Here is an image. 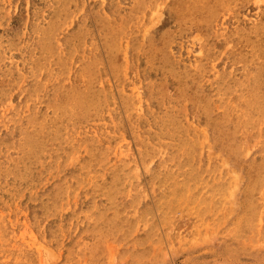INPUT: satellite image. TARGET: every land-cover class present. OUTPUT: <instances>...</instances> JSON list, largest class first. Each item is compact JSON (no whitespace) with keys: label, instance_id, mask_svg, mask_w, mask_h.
Segmentation results:
<instances>
[{"label":"rangeland","instance_id":"1","mask_svg":"<svg viewBox=\"0 0 264 264\" xmlns=\"http://www.w3.org/2000/svg\"><path fill=\"white\" fill-rule=\"evenodd\" d=\"M181 1L0 0V264H264V0H200L209 59Z\"/></svg>","mask_w":264,"mask_h":264},{"label":"bare ground","instance_id":"2","mask_svg":"<svg viewBox=\"0 0 264 264\" xmlns=\"http://www.w3.org/2000/svg\"><path fill=\"white\" fill-rule=\"evenodd\" d=\"M145 6V5H144ZM193 6H194V9H195V11H196V13H195V15L193 16L192 15V7L190 6V5H186V7H187V9L185 10L184 8H185V4H184V1L182 0L181 1V10L180 11H178V12H180V16H179V20H178V22H179V24H182L183 26H182V28L184 29V28H186L188 25H194V27L195 28H197V29H199L200 30V32H201V30L203 31V33H204V35H203V42H202V50H204V52H206V58L207 59H209V56H210V49L206 46V44H207V41H208V38H209V36H208V27H207V25H206V20L208 21V20H210V13L212 12V9H210V11H208L207 10V8H206V5H205V3H203V2H200V0H193ZM247 10V9H246ZM150 16V15H149ZM158 18V17H157ZM193 18H196V19H193ZM221 19V18H220ZM214 23V22H213ZM219 25V24H218ZM179 28V27H178ZM220 28H221V25H220ZM180 29V28H179ZM181 30V29H180ZM110 35V34H109ZM192 36V35H191ZM107 38V37H106ZM199 42V41H198ZM125 43H126V41H125ZM209 43V42H208ZM124 44V43H123ZM141 44V43H140ZM210 45V44H209ZM122 47V45L118 42H116L115 40H110V44L108 43V50L110 51V54H111V62L112 63H114V67H115V74H116V76H117V78H120L121 76H122V74L121 73H119V72H117V70H118V66H120L121 65V63H122V61L125 59L124 58V55H126L125 54V49H123V48H121ZM170 50V49H169ZM154 51L155 52H157L158 53V55L160 56V59H164V61L166 62V69H168V67L170 68V72L173 70L174 71V76L175 77H178L179 79H182L183 80V82L184 83H186V81H184V78H190V77H193L194 79L196 78V77H198L199 75H198V70L197 69H199V68H197L196 69V67H198L199 66V64H197V62H196V64L195 65H193V67H195V69H193V70H190V69H187V68H183V70L185 71L184 73H183V70H182V72H180V71H176V70H174V65H175V63L177 62L176 60H172V59H170L169 57V54H168V50H167V48H166V44H165V42H163L162 44H161V46H159L158 48H156V49H154ZM138 52V51H137ZM202 52V51H201ZM188 53V52H187ZM203 53V52H202ZM201 53V54H202ZM203 55V54H202ZM95 56V55H94ZM187 56V55H186ZM126 60V59H125ZM208 61V60H207ZM125 62V61H124ZM195 62V61H194ZM126 63V62H125ZM178 63V62H177ZM204 63V62H203ZM211 63V62H210ZM179 64V63H178ZM99 65H101V64H99ZM180 65V64H179ZM178 65V66H179ZM97 66V65H96ZM183 66H184V64H183ZM202 64L199 66V67H201L202 68ZM210 66V68H211V66H212V64L211 65H209ZM98 67V66H97ZM192 67V66H191ZM207 67V66H206ZM177 68V67H176ZM182 67H180V68H177V69H181ZM200 68V69H201ZM94 69H95V67H94ZM98 69V68H97ZM207 69H208V67H207ZM212 69V68H211ZM205 70V69H204ZM205 71H207V70H205ZM205 71H201V73L202 72H205ZM209 71H211V70H209ZM95 74H96V72H95ZM204 74V73H203ZM91 77V76H90ZM97 79V78H96ZM133 79V78H132ZM199 79H200V77H199ZM198 78L196 79L197 81L199 80ZM98 80V79H97ZM191 80H192V78H191ZM195 80V81H196ZM200 80H202V79H200ZM130 81V80H129ZM96 84V83H95ZM94 83L93 84H91L90 83V85H95ZM162 84V83H161ZM194 84V83H193ZM198 84H200V83H198ZM185 84H183L182 83V88H183V86H184ZM149 86V85H148ZM162 86V85H161ZM194 86H195V84H194ZM197 86H199V85H197ZM201 86V85H200ZM98 87V86H97ZM187 87V86H186ZM196 87V86H195ZM178 89V91H176L175 92V99L176 100H178L179 102H184L186 99V97H185V91H183L184 89ZM93 89H96L97 90V94L99 93L98 91V88H93ZM106 89V88H105ZM199 90V88H197L196 87V89H195V91L196 90ZM201 90H202V88H200ZM149 90V89H148ZM102 91H105V90H102ZM145 91V90H144ZM150 91H151V89H150ZM93 92V91H92ZM197 92V91H196ZM200 92L201 91H198L197 93L198 94H200ZM204 92H205V90H204ZM208 92V91H207ZM258 92H261V91H258ZM123 93H126V92H123ZM153 93V92H152ZM166 93V92H165ZM255 93V92H254ZM263 93V92H262ZM91 94V93H90ZM102 94V93H101ZM103 94H104V92H103ZM106 94V93H105ZM155 94V93H154ZM202 94H203V92H202ZM259 94V93H258ZM95 95V94H94ZM99 95V94H98ZM98 95H97V98H98ZM135 95V94H134ZM255 95V94H254ZM261 95V94H260ZM102 96L103 95H101V97L100 98H102ZM137 96V95H136ZM148 96V95H147ZM150 96V95H149ZM160 96H161V94H160ZM207 96H208V94H207ZM210 96V95H209ZM263 96H264V94H263ZM263 96H261V97H263ZM122 97V96H121ZM130 97V98H129ZM138 97V96H137ZM185 97V98H184ZM192 97H193V95H192ZM197 97V96H196ZM212 97V96H211ZM122 98H124V102L125 103H123V104H125L126 105V112H127V114H128V116L131 118V123H132V125H134V124H137V121L139 122V119H141V114L139 115V113L140 112H138V110H140L139 109V105L137 106V102H138V100L133 96V95H131V94H129V95H127V94H125V95H123V97ZM151 98V97H150ZM155 98V97H154ZM256 98L257 97H255V101H256ZM258 98H259V96H258ZM106 99H107V96H106ZM130 99H132V100H130ZM157 99H158V97H157ZM188 99H189V96H188ZM201 99V98H200ZM94 100V99H93ZM102 100V99H101ZM141 100V99H140ZM139 100V101H140ZM148 100V99H147ZM150 100H152V98L150 99ZM149 100V101H150ZM174 100V99H173ZM192 100V99H191ZM208 100V99H207ZM213 99H211V101H212ZM257 100H260V99H257ZM96 101H97V99H96ZM99 101V100H98ZM104 101V99L102 100V102ZM107 101V100H106ZM188 101V100H187ZM194 101H197V98H195V99H193V102ZM200 101V100H199ZM209 101H210V99H209ZM254 101V100H253ZM101 102V103H102ZM105 102V101H104ZM144 102H145V98H144ZM173 102V101H172ZM175 102V101H174ZM178 102V103H179ZM260 102V101H259ZM262 102V101H261ZM91 103V102H90ZM93 103V105H94V102H92ZM99 103V102H98ZM97 103V104H98ZM147 103V102H146ZM165 103V102H164ZM168 103H171L170 101L168 102ZM185 103V102H184ZM198 103V102H197ZM202 103V102H201ZM207 103H208V101H207ZM256 103H258V102H256ZM255 103V104H256ZM95 104H96V102H95ZM108 103L106 102V105H107ZM148 104H150L149 102H148ZM158 104V103H157ZM180 104V103H179ZM203 104H204V102H203ZM254 104V105H255ZM92 105V104H91ZM99 105V104H98ZM102 105H103V103H102ZM101 105V106H102ZM147 105V104H146ZM184 105V104H183ZM183 105H176L175 106V108H174V105H173V107L169 104V105H166V106H162L161 107V109L160 110H164V113H162L163 115L160 117H157V115L158 114H155V115H153L152 114V112H151V114L154 116L153 118L150 116L151 114H149L148 116L149 117H151V119L153 120H151V119H149V120H151L152 122H155V121H159V122H161L162 121V123H171V124H175V125H179V124H181V123H183V122H186V119L184 118V113H185V111H186V107L185 106H183ZM193 105V104H192ZM200 105V104H199ZM202 105V104H201ZM214 105H215V103H214ZM95 106V105H94ZM93 106V107H94ZM112 106V105H111ZM150 106V105H149ZM154 106V105H153ZM211 105H209V107H210ZM260 106V104L258 105V107ZM264 106V105H263ZM190 107H191V105H190ZM197 107V106H196ZM200 107V106H199ZM203 107V106H202ZM92 108V107H91ZM96 108H98V106L96 107ZM96 108H94L93 110H94V112H95V115H97V114H100V113H97L96 114V112H98L97 110L98 109H96ZM102 108H103V106H102ZM109 108V105H108V107H107V109ZM153 108H155V106L153 107ZM152 108V109H153ZM213 108V107H212ZM256 108H257V106H256ZM112 109H113V107H112ZM111 109V110H112ZM149 109H150V107H149ZM188 109V108H187ZM209 109V108H208ZM214 109V108H213ZM258 109V108H257ZM259 109H261L260 107H259ZM264 109V108H263ZM83 110H84V108H83ZM101 110V109H100ZM153 110H155V109H153ZM197 110V109H196ZM204 110V109H203ZM86 111V110H85ZM158 111H159V109H158ZM198 111V110H197ZM256 111H258V110H256ZM112 112H113V110H112ZM116 112V111H115ZM125 112V113H126ZM187 112V111H186ZM193 112H194V110H193ZM196 112V111H195ZM206 112H207V110H206ZM247 112V111H246ZM101 113H103V112H101ZM107 113V112H106ZM154 113V112H153ZM199 113V112H198ZM78 114V113H77ZM104 114V113H103ZM146 114V113H145ZM187 114H189V113H187ZM191 115L193 114V113H190ZM207 114V113H206ZM211 114V113H210ZM224 114V113H223ZM256 114V113H255ZM76 115V114H75ZM208 115V114H207ZM216 115H218V114H216ZM8 116V115H7ZM99 116H102V115H99ZM116 115H114V117H115ZM145 116V115H144ZM144 116H143V118H144ZM164 116V117H163ZM210 116V115H209ZM208 116V117H209ZM162 117H163V119H162ZM187 117V116H186ZM212 118L214 117V116H211ZM219 118H221L220 116H218ZM222 117H223V119H224V115H222ZM261 117H263V116H261ZM76 118H77V116H76ZM99 118V117H98ZM128 118V117H127ZM142 118V119H143ZM212 118H211V120H212ZM259 118V117H258ZM91 119V118H90ZM93 119V118H92ZM148 119V118H147ZM195 119H196V117H195ZM213 119H215V118H213ZM218 119V118H217ZM226 119V118H225ZM5 120V119H4ZM146 120V119H145ZM210 120V119H209ZM209 120H207V121H209ZM220 120H222V119H220ZM112 121V120H111ZM200 121V120H199ZM204 121V120H203ZM215 120H213V122H214ZM116 122V121H115ZM117 122H118V120H117ZM201 122V121H200ZM205 122V121H204ZM112 123V122H111ZM119 123V122H118ZM208 123V122H207ZM204 124H206V123H204ZM209 124V123H208ZM79 127V126H78ZM80 129V128H79ZM76 131H77V129H75ZM73 131V130H72ZM214 131V130H213ZM215 132V131H214ZM11 133V132H10ZM76 133V132H75ZM152 146L153 145H150V146H141V157H142V159H143V162L144 163H147L148 162V159L150 158V156H152V151H151V148H152ZM185 146H186V144H184L182 147L181 146H178V147H174V148H172V149H170V154L171 155H173V156H176L177 154L179 155V154H181V153H186L185 152ZM193 150L192 149H190L189 150V152H192ZM194 154L195 153H189V154H187V155H185L186 157H188V159L190 158V157H192V156H194ZM44 157V156H43ZM178 166H181L180 164H178ZM11 169V168H10ZM159 171H162V172H166V171H164V170H159ZM116 180H118L119 181V178L118 179H116ZM194 181V180H193ZM192 183V182H191ZM181 199V198H180ZM171 200V199H170ZM166 201V200H165ZM168 202V201H167ZM168 204V203H167ZM204 204V203H203ZM191 208V207H190ZM163 212V211H162ZM139 213V212H138ZM194 215V214H193ZM44 216V215H43ZM164 217V216H163ZM166 223V222H165ZM212 224V223H211ZM253 225V224H252ZM204 230V229H203ZM202 233V232H201ZM208 242V241H207Z\"/></svg>","mask_w":264,"mask_h":264}]
</instances>
